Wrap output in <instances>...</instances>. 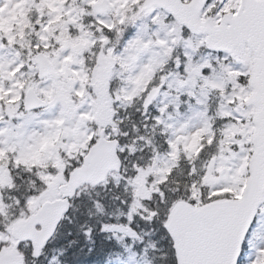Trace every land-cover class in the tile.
<instances>
[{
    "label": "snow or ice",
    "instance_id": "1",
    "mask_svg": "<svg viewBox=\"0 0 264 264\" xmlns=\"http://www.w3.org/2000/svg\"><path fill=\"white\" fill-rule=\"evenodd\" d=\"M0 264H264V0H0Z\"/></svg>",
    "mask_w": 264,
    "mask_h": 264
}]
</instances>
